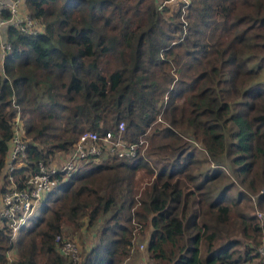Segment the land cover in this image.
Here are the masks:
<instances>
[{"label":"trees","instance_id":"1","mask_svg":"<svg viewBox=\"0 0 264 264\" xmlns=\"http://www.w3.org/2000/svg\"><path fill=\"white\" fill-rule=\"evenodd\" d=\"M187 2L180 17V2L167 13L158 0H23L41 30L3 27L0 192L15 115L26 142L17 186L86 130L121 121V139L146 146L80 160L12 239L0 222V264L11 250V264H141L135 225L145 264L257 261L249 193L264 214V0ZM226 168L234 182L222 181ZM82 226L94 242L75 260L60 254L55 235Z\"/></svg>","mask_w":264,"mask_h":264},{"label":"built area","instance_id":"2","mask_svg":"<svg viewBox=\"0 0 264 264\" xmlns=\"http://www.w3.org/2000/svg\"><path fill=\"white\" fill-rule=\"evenodd\" d=\"M170 1L180 2V8L185 9L187 0H158V7ZM23 0H0V10H6V17L0 16V58L9 45L2 37V29L7 24H12L23 34H33L38 21L28 12L20 8ZM184 12V11H183ZM20 119L15 115L12 134L8 140V149L4 160L3 173L7 186L0 199V222L9 229L12 239L16 231L27 225L33 215L35 207L40 208L45 193L53 189L56 184L65 179L79 163L87 157H98L102 153L116 157L131 158L137 153V147L143 144L140 136L137 141L130 142L121 139L123 123L119 121L114 130H105L97 133L94 131L81 132L73 144L72 149L60 157H51L48 161H38L35 171L25 174V180L17 186L12 171L21 163L25 156L26 142L20 134ZM254 215L259 220L261 235L255 248L258 264H264V214L254 210ZM54 243L58 252L70 257L78 258V246L75 239L55 235ZM142 246V245H140ZM8 262V255L6 254Z\"/></svg>","mask_w":264,"mask_h":264},{"label":"rangeland","instance_id":"3","mask_svg":"<svg viewBox=\"0 0 264 264\" xmlns=\"http://www.w3.org/2000/svg\"><path fill=\"white\" fill-rule=\"evenodd\" d=\"M168 5L170 6V10H168L167 13H169V11H174L177 9L178 5L175 1H170L168 3ZM181 9V8H180ZM25 10V9H23ZM26 12H28L27 10H25ZM184 11V12H183ZM170 12V13H171ZM186 13L185 9H181V14L180 17ZM163 15L166 16V11L163 12ZM36 29H40L41 30V26L37 25ZM148 131V130H147ZM146 146V141L143 139V144L142 147L144 148ZM102 159L105 156L104 154L101 155ZM137 176V174H135V177ZM223 182H229V181H233L234 182V177L232 176V174L230 173V170H228L226 168V172L222 178ZM7 186V183L5 182L4 187ZM237 189H241V186L237 183L234 184L233 188H232V193H235V190ZM260 191H262V189H260ZM4 191L0 192V199L2 197ZM256 193V192H255ZM255 193H249L251 200H252V206L250 209V213L254 214V210H259L262 211L260 208H258L255 205V200L252 198H255ZM39 211L38 207H35L33 209V215L35 216ZM98 227V225L96 226ZM140 229H138V225H135L133 227L132 230V246H131V253H133L135 256L134 258L131 257V259L136 262V263H141V264H145L146 263V259H145V252H144V239L146 237V233L145 230L142 231V233L140 234ZM67 235L69 238H73L76 241V244L78 246V253L79 254H84L85 251L88 249V247L94 242L95 240V228L93 227H89V228H85V226H82L80 230H78L77 232H71V233H67L65 234ZM142 245V246H140ZM15 252V251H14ZM14 252L8 251L7 255L8 258L10 259L9 262L12 261V259H14ZM6 261L8 262V260L6 259ZM128 261V259H126V261L123 262V264H125ZM256 261V260H255ZM7 264V263H6ZM257 264V263H256Z\"/></svg>","mask_w":264,"mask_h":264},{"label":"crops","instance_id":"4","mask_svg":"<svg viewBox=\"0 0 264 264\" xmlns=\"http://www.w3.org/2000/svg\"><path fill=\"white\" fill-rule=\"evenodd\" d=\"M256 263H257V261H255V259H254V260H251V261H246L243 264H256Z\"/></svg>","mask_w":264,"mask_h":264}]
</instances>
